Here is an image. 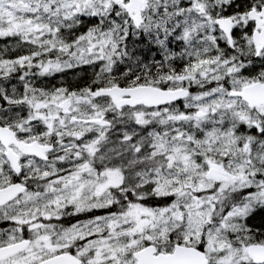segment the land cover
<instances>
[{
  "label": "snow or ice",
  "instance_id": "snow-or-ice-1",
  "mask_svg": "<svg viewBox=\"0 0 264 264\" xmlns=\"http://www.w3.org/2000/svg\"><path fill=\"white\" fill-rule=\"evenodd\" d=\"M0 38V264H264V0H0Z\"/></svg>",
  "mask_w": 264,
  "mask_h": 264
},
{
  "label": "rangeland",
  "instance_id": "rangeland-1",
  "mask_svg": "<svg viewBox=\"0 0 264 264\" xmlns=\"http://www.w3.org/2000/svg\"><path fill=\"white\" fill-rule=\"evenodd\" d=\"M84 22L85 24H88V23H91L92 21L85 18ZM4 43H6V41L3 38H0V46H2ZM98 67L99 65L96 66V69H98ZM93 72H94V69L92 67L88 65H81V66L76 67L73 70H65L63 79H65L66 82L69 81V84H71V82L76 81L78 79H81L82 82L85 83L93 75ZM60 79H61L60 74H53V76L51 77H46L43 82L50 83L51 81H53V84H56ZM191 90L196 91L197 90L196 86H192ZM181 107H182V102H181ZM262 216H264V210L256 209L255 214L253 215L252 219L249 222L256 225L258 218L259 217L262 218Z\"/></svg>",
  "mask_w": 264,
  "mask_h": 264
},
{
  "label": "flooded vegetation",
  "instance_id": "flooded-vegetation-1",
  "mask_svg": "<svg viewBox=\"0 0 264 264\" xmlns=\"http://www.w3.org/2000/svg\"><path fill=\"white\" fill-rule=\"evenodd\" d=\"M99 214V213H97ZM85 217L82 215H77L75 217H62L60 221H58V223H62L64 225H68L73 223L75 220L77 219H84ZM5 225L3 224V222H0V227H4Z\"/></svg>",
  "mask_w": 264,
  "mask_h": 264
},
{
  "label": "trees",
  "instance_id": "trees-1",
  "mask_svg": "<svg viewBox=\"0 0 264 264\" xmlns=\"http://www.w3.org/2000/svg\"><path fill=\"white\" fill-rule=\"evenodd\" d=\"M88 75H89V74H88ZM67 83H69V81H68ZM50 84H53V81H51ZM71 84H73L74 86H78V85H83L84 83L82 82L81 79H78V80H76V81L71 82ZM191 91H192V90H191ZM260 210H261V209H260ZM260 222H261V217L258 218V220H257V224H256V225H259Z\"/></svg>",
  "mask_w": 264,
  "mask_h": 264
}]
</instances>
